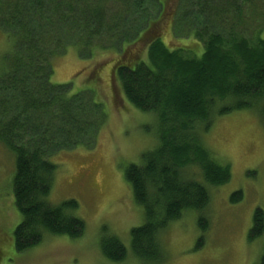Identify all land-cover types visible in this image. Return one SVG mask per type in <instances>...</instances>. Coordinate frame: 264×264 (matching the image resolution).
<instances>
[{"label": "trees", "instance_id": "trees-1", "mask_svg": "<svg viewBox=\"0 0 264 264\" xmlns=\"http://www.w3.org/2000/svg\"><path fill=\"white\" fill-rule=\"evenodd\" d=\"M257 1L0 0V29L13 49L0 73V141L16 156L12 189L22 218L14 232L17 254L39 246L47 235L78 239L86 230L73 214L77 201H49L58 168L51 158L89 149L108 119L97 78L90 77L92 91L78 93L71 84L52 83L54 58L71 47L87 58L100 50H126L114 79L133 107L158 121L157 147L125 172L145 216L144 224L131 230L134 257L162 263L160 235L186 213H197L201 230L208 228L209 189L186 169L198 165L210 186L229 182L230 167L213 159L204 136L219 116L259 104L264 111V39L252 45L232 22L244 4ZM168 23L174 38L197 39L202 55L190 58L185 49L167 45L160 31ZM142 38L148 43L147 61L132 48ZM242 197L237 191L231 201ZM103 232L102 256L124 262V244L106 228ZM262 237L264 212L257 209L249 241ZM202 244L203 237L197 249ZM257 264H264V243Z\"/></svg>", "mask_w": 264, "mask_h": 264}, {"label": "rangeland", "instance_id": "rangeland-1", "mask_svg": "<svg viewBox=\"0 0 264 264\" xmlns=\"http://www.w3.org/2000/svg\"><path fill=\"white\" fill-rule=\"evenodd\" d=\"M241 9V17L232 21L234 30L253 45L259 38L264 39V0L244 4ZM169 28L168 23L160 31L165 34L163 41L167 45L185 49L190 58L202 55L204 48L197 39L174 38ZM229 32L225 30L222 34L227 36ZM142 40L132 48L140 50L143 59L146 57L143 61H147L148 43ZM12 50L10 40L0 29V73L5 57ZM125 51L100 50L87 58L71 47L53 60L52 83L71 84L73 93L92 91L91 78H97V95L108 114L96 144L89 149L59 153L50 160L58 168L49 201L53 205L78 202L73 214L86 224L82 237L47 235L39 246L20 254L15 252L14 232L22 220L12 189L16 156L0 141V264H115L107 261L100 251L104 228L127 249L126 260L119 264H144L131 250V230L144 224V210L135 203L125 172L130 165L140 164L143 154L157 147L158 121L155 115L133 107L114 79L113 69ZM262 106L216 118L203 144L217 163L230 167L232 177L220 187L210 186L203 180L198 165L186 169L209 189L208 228L201 230L197 213L184 214L160 235L165 260L156 264L258 263L264 237L250 242L249 232L255 211L264 212ZM237 191H242L243 197L233 203L231 197ZM202 237L203 244L197 249Z\"/></svg>", "mask_w": 264, "mask_h": 264}]
</instances>
